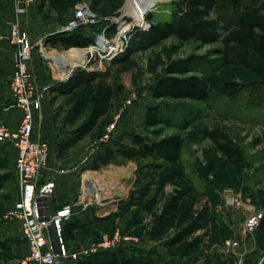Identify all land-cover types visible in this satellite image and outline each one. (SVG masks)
<instances>
[{
  "label": "rangeland",
  "instance_id": "374dc122",
  "mask_svg": "<svg viewBox=\"0 0 264 264\" xmlns=\"http://www.w3.org/2000/svg\"><path fill=\"white\" fill-rule=\"evenodd\" d=\"M38 1L41 4L35 16L60 23L67 19L76 5L82 1L92 10L99 12L102 19L128 15L133 19H142L145 24L149 23L144 20L146 14L151 13L153 21L169 20L173 10L172 0ZM242 2L246 6L253 0ZM11 7L14 8L13 17L9 21L11 24L20 22L22 25L23 20L29 22L28 13L18 16L14 0H0V21L2 17H6L5 10ZM52 13L56 14V17L51 18ZM214 15H220L224 24L230 27L236 22L238 12L231 6L221 5L214 11ZM132 39L134 38L129 35L126 42L128 40L129 44L134 45ZM215 46L200 45L193 41L180 43L171 37L160 45L135 52L126 62L112 64L92 59L87 66H84L81 60L72 67L68 66L73 70L86 67L103 71L110 69L111 75L108 80L117 89L112 109L100 126L84 140L85 144L80 148V153L76 155L73 151L67 154L68 164L74 158L71 154L80 156L75 166L78 174L83 176L84 185L79 191L78 199H81L82 203H87L85 207L81 205V214L90 218L102 210L109 211L103 214L104 217H108L107 219L93 222L89 227L76 232L73 239L68 240L72 250L92 249L104 238L112 237L119 232L122 237L133 239V244H126L127 240H124V245L156 248L163 252L167 259L170 258L169 254L174 257L168 259L172 261L169 264H187L192 255L186 254L184 249L190 239L175 248L166 246L167 240L176 230L185 225L181 216L161 240L153 241L148 234L153 218L176 188L187 192L182 200L183 206L191 200L195 201L196 208L211 203L215 228L219 227V223H222L226 215H220L214 210L215 204L221 202L225 213L231 216L228 228H231L232 234L240 239L245 238L248 240L247 244H250V240L254 243L256 237L258 245H264V238L258 229L253 233L244 231L248 207H238L230 202L231 197H239L251 206L264 209V75H255L241 66L224 67L221 75L225 79L246 83L245 90L235 98L212 92L207 102L171 98L153 100L149 93L150 87L162 75L169 61L190 54L204 55ZM14 52L16 55V51ZM55 52H59V55H55L59 67L72 59V55H65L62 49ZM52 56L54 58V52ZM43 62L51 84L65 79L63 72L54 66L52 57ZM64 71L66 72L65 68ZM119 86H122V89H119ZM80 97L86 101L89 97V88L82 87L72 95L61 97L52 107L56 120L55 128L64 137L80 124L85 116V106H82L75 116L71 115L76 100ZM156 103L162 106L165 119V123L160 126L162 136L175 132L182 135L180 160L145 175L138 170L141 162L120 157H116L100 170L92 169L93 158L102 149L103 144L117 139H128L131 133L156 137L153 129H146L143 124L146 107ZM186 122H189L188 126H185ZM112 123H115V129L113 128L109 138L104 140ZM200 128H220L226 131L242 148L243 161L235 166L228 164L211 139L202 138L198 141L192 139L193 133L198 137L201 135ZM5 149L0 147V165L1 163L6 165L5 168L0 166V175L6 173L11 178L0 188V235L8 243H12L14 239L20 243L8 229L6 222L9 220L5 218V214L14 205L16 191L9 152ZM61 159L58 157V162ZM77 201L76 198L74 202ZM22 257L13 250L0 248V264H19Z\"/></svg>",
  "mask_w": 264,
  "mask_h": 264
},
{
  "label": "trees",
  "instance_id": "16d2710c",
  "mask_svg": "<svg viewBox=\"0 0 264 264\" xmlns=\"http://www.w3.org/2000/svg\"><path fill=\"white\" fill-rule=\"evenodd\" d=\"M172 3L173 10L169 20L153 21V15L146 14L148 26L134 28L130 36L134 38L132 40L135 44L128 43L123 53L115 58L112 64L126 62L135 52L160 45L171 37L180 43L193 41L200 45L215 44L216 46L204 55L190 54L169 61L162 75L150 87L149 93L153 100L171 98L207 102L212 92L235 98L245 90L246 83L225 79L221 75V70L227 66H241L255 75H264V0H253L246 6L242 0H172ZM221 5L231 6L238 12L234 25L227 27L220 15H214V11ZM136 20L141 21V19ZM107 25H110L109 33H113L115 25H111L107 20H101L73 31L50 33L46 35L45 44L62 50L85 48L94 42V33ZM110 75V69L103 71L77 68L67 79L56 81L50 87L52 103L60 97L74 94L82 87L89 88L88 99L85 101L81 97L78 98L71 113L75 116L78 110L85 106V116L59 146V155L94 131L100 120L112 109L117 89L108 80ZM119 89H122V86H119ZM164 123L162 106L158 103L148 105L143 124L146 129H153L156 137L131 133L128 139L105 143L94 156L91 168L100 170L116 157H120L141 162L138 170L145 175L178 162L182 135L175 132L162 136L160 126ZM188 124L189 122H186L185 126ZM199 131L201 135L198 137L193 133L192 139L195 141L202 138L211 139L228 164L235 166L243 161L242 148L226 131L220 128H200ZM8 177V174L0 175V188ZM186 195L185 190L178 188L174 190L173 195L163 203L153 218L148 234L153 241L161 240L181 216L185 225L176 230L167 240L166 246L175 248L190 239L184 249L187 254L210 235L214 215L208 203L195 208V201L191 200L183 206L182 200ZM107 218V216L95 215L82 222L73 215L64 224L67 244L68 240L75 237L76 232L89 227L93 222H101ZM258 231L264 235V217ZM8 244L0 236V248L6 250ZM169 257L168 259L174 258L171 254ZM168 259L156 248L123 245L115 249L91 253L76 261L77 264H169L172 261Z\"/></svg>",
  "mask_w": 264,
  "mask_h": 264
},
{
  "label": "built area",
  "instance_id": "2783aa9c",
  "mask_svg": "<svg viewBox=\"0 0 264 264\" xmlns=\"http://www.w3.org/2000/svg\"><path fill=\"white\" fill-rule=\"evenodd\" d=\"M34 1L14 0L18 16L26 14ZM101 20H107L111 25H115V31L109 33L110 25H107L94 33V42L88 47L63 49L65 55H72V59H69L62 69L55 60V55H59V52L55 51H58L59 48L46 45V35L33 43L29 33L23 29L20 22L11 24L8 37L16 51L15 70L10 81L14 99L12 105L23 111V120L15 130L0 125V142H9L18 150L15 169L20 196L5 214V218L21 223L24 240L29 245L28 254L19 259V264H61L68 259L78 260L91 253L123 246L124 240H127L126 244H133V239L122 237L119 232H116L115 235L104 238L89 250H72L68 246L64 235V224L72 218L74 210L70 205L54 208L52 197L55 193L56 181L45 176L49 155L48 142L42 138L34 137L36 114L41 113L43 98L50 90L48 86L40 89L37 85L36 75L31 66L33 51L36 48L39 49L43 58L52 57L54 66L62 71L67 79L74 71L69 67L79 60L86 61L84 66H87L92 59L112 62L125 50L128 45L126 38L134 28L148 26L142 19L138 22L128 15L102 19L86 2L82 1L76 5L73 17L60 25L57 31H73L81 26L96 24ZM52 52H54V58ZM114 127L115 123L108 127L104 140L109 138ZM230 199V202L238 207H248V214L244 222L245 233L256 231L264 217V209L251 206L239 197ZM224 244L229 248H237L240 246V241L227 238ZM238 264H244V262L239 261Z\"/></svg>",
  "mask_w": 264,
  "mask_h": 264
},
{
  "label": "crops",
  "instance_id": "0c3cea01",
  "mask_svg": "<svg viewBox=\"0 0 264 264\" xmlns=\"http://www.w3.org/2000/svg\"><path fill=\"white\" fill-rule=\"evenodd\" d=\"M43 1L45 2L46 0ZM39 4L41 3L38 0H35L29 6L27 11L30 19L29 22L27 20L22 21V27L29 33V36L33 43H35L42 36L56 32L60 25L66 23L73 17L74 11L73 10L71 15L62 23H60V21L57 22L54 20L48 21L47 19H43L42 17L37 18V16H35ZM13 13L14 8H8V10H5L6 17H2V20L0 21V125H4L12 130H15L20 126L23 120V111L20 108L12 105L14 99L10 88V81L12 79L16 63V55L14 52L15 47L10 42L8 37L11 29V23L9 21L12 19ZM54 17H56V14L52 13L51 18ZM50 27L52 29H50ZM43 60L45 61V58L42 57L39 49L36 48L33 51L31 66L35 72L37 85L40 89L47 86L50 87V85L52 86L53 84L50 83L49 75L47 74L43 66ZM63 67L64 65L60 67V69H62ZM60 98H58V100ZM51 99L52 94L49 90L43 98L41 113L36 114L34 137L42 138L48 142L49 155L48 166L45 171V176L56 181V189L52 197V204L54 208H59L64 205L72 206L74 210V217H78L81 219L82 222H85L87 221V219H89V217L83 216L81 214V205H83L84 207L86 205L85 203L81 202V199H78L79 191L83 187L84 181L83 176L78 174V172L76 171L75 164L78 162V159H80V156L77 157L76 155L80 153V148L85 144L84 140L88 138L93 131L83 140L78 141L73 146L68 148L62 155H59V146L63 142H65V140L70 136V134L64 137L60 131L56 130L55 115L52 111L54 103H52ZM103 119L104 118L100 120V123L94 130H96L100 126ZM0 147L6 148L5 150L9 152L8 157L11 163L12 177L14 178L16 183V191L14 196L15 203L20 196L15 169L18 150L13 144L9 142H0ZM73 151L76 155L71 154L74 158L71 159V163L68 164L67 162L69 158H67V154ZM58 157L62 158L61 160H59L60 162H58L57 160ZM0 166L2 168L6 167L4 163H1ZM10 178L11 177L9 175L8 179L5 182L9 181ZM87 184L88 183H86V185ZM76 198L78 201L74 202ZM209 204L211 205V203ZM223 208L224 207L221 202L215 204L214 210L220 215L226 214L225 218L222 220V223H219V227L215 228L212 224L211 232L207 239L202 242L196 249L190 252L192 257L189 263L238 264L239 261H243L244 264H264V245L259 246L258 238L256 237L254 238V243L250 240V244H247L248 240H246L245 238L240 239L233 235V232H231V228H228V226H230L231 216L225 213ZM108 212L109 211L102 210L101 212H97L95 215L99 217H104L103 214H107ZM212 212L214 211L212 210ZM6 224L8 226V229L15 236L14 238L20 240V243H17L14 239L12 243H9L7 245L8 248L6 250H13L15 254H21L22 256L27 255L29 252V245L24 240L21 223L19 221H7ZM199 233H201V231ZM261 236H263L264 238V235L262 233ZM222 237L224 238V240H221ZM227 238L238 239L240 241V246L237 248H229L225 246L224 241ZM61 264H77V261L68 259L62 262Z\"/></svg>",
  "mask_w": 264,
  "mask_h": 264
},
{
  "label": "water",
  "instance_id": "95a60500",
  "mask_svg": "<svg viewBox=\"0 0 264 264\" xmlns=\"http://www.w3.org/2000/svg\"><path fill=\"white\" fill-rule=\"evenodd\" d=\"M160 1H170V0H160ZM82 64L85 65V64H86V61L83 60V61H82Z\"/></svg>",
  "mask_w": 264,
  "mask_h": 264
},
{
  "label": "bare ground",
  "instance_id": "6f19581e",
  "mask_svg": "<svg viewBox=\"0 0 264 264\" xmlns=\"http://www.w3.org/2000/svg\"><path fill=\"white\" fill-rule=\"evenodd\" d=\"M151 1H153V0H150V2H151ZM86 196H89V197H90L91 195H89V194H86ZM93 196H94V195H93Z\"/></svg>",
  "mask_w": 264,
  "mask_h": 264
}]
</instances>
